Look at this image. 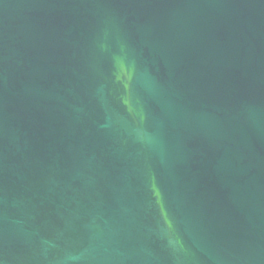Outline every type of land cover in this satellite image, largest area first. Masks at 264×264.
I'll list each match as a JSON object with an SVG mask.
<instances>
[{
	"label": "water",
	"instance_id": "1",
	"mask_svg": "<svg viewBox=\"0 0 264 264\" xmlns=\"http://www.w3.org/2000/svg\"><path fill=\"white\" fill-rule=\"evenodd\" d=\"M0 264H264V0H0Z\"/></svg>",
	"mask_w": 264,
	"mask_h": 264
}]
</instances>
